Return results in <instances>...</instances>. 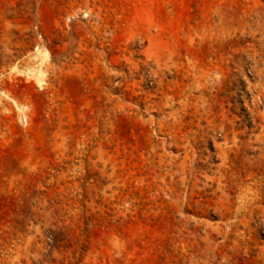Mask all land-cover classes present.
I'll list each match as a JSON object with an SVG mask.
<instances>
[{
    "label": "rangeland",
    "instance_id": "374dc122",
    "mask_svg": "<svg viewBox=\"0 0 264 264\" xmlns=\"http://www.w3.org/2000/svg\"><path fill=\"white\" fill-rule=\"evenodd\" d=\"M0 264H264V0H0Z\"/></svg>",
    "mask_w": 264,
    "mask_h": 264
}]
</instances>
